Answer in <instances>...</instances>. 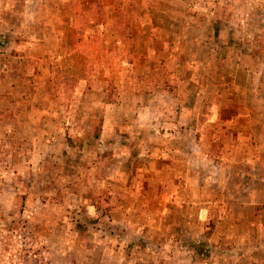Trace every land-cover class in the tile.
Listing matches in <instances>:
<instances>
[{
  "label": "rangeland",
  "instance_id": "374dc122",
  "mask_svg": "<svg viewBox=\"0 0 264 264\" xmlns=\"http://www.w3.org/2000/svg\"><path fill=\"white\" fill-rule=\"evenodd\" d=\"M0 264H264V0H0Z\"/></svg>",
  "mask_w": 264,
  "mask_h": 264
},
{
  "label": "trees",
  "instance_id": "16d2710c",
  "mask_svg": "<svg viewBox=\"0 0 264 264\" xmlns=\"http://www.w3.org/2000/svg\"><path fill=\"white\" fill-rule=\"evenodd\" d=\"M96 137H98V132L96 133Z\"/></svg>",
  "mask_w": 264,
  "mask_h": 264
}]
</instances>
